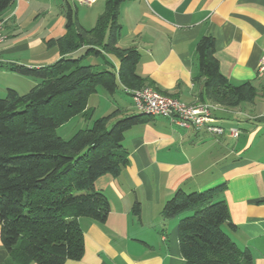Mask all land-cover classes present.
Listing matches in <instances>:
<instances>
[{"label": "crops", "instance_id": "0c3cea01", "mask_svg": "<svg viewBox=\"0 0 264 264\" xmlns=\"http://www.w3.org/2000/svg\"><path fill=\"white\" fill-rule=\"evenodd\" d=\"M98 2L89 5L96 11L93 26L105 7L96 6ZM41 14L31 0H15L0 15L8 36L0 45V92L16 88L8 79L22 77L8 65L40 67L61 57L46 41L67 32L66 17ZM119 21V46L135 47L140 53L137 73L153 83L149 86L182 102L212 103L202 98V83L195 81L196 44L203 36L214 37L221 72L233 84L264 81L258 74L264 55V0H125ZM95 64L108 67L101 60ZM26 79L28 86L37 83ZM129 95L132 107L119 109L137 112ZM111 105L108 108H115ZM215 106L213 124L225 129L222 135L162 116L125 132L128 165L119 176L107 174L95 182L110 202L108 218L102 223L78 219L84 254L64 264H186L177 228L184 213L164 219L163 207L178 188L191 192L222 183L226 188L220 197L237 227L226 231L240 248L251 251L254 264H264V99L236 108ZM88 107L95 116L96 108L89 103ZM232 128L239 131L237 137L229 133ZM135 201L141 204L140 215L133 213ZM8 255L0 226V264Z\"/></svg>", "mask_w": 264, "mask_h": 264}, {"label": "trees", "instance_id": "16d2710c", "mask_svg": "<svg viewBox=\"0 0 264 264\" xmlns=\"http://www.w3.org/2000/svg\"><path fill=\"white\" fill-rule=\"evenodd\" d=\"M124 1L105 0L104 11L89 29L66 3L67 32L46 41L61 57L40 67L8 65L37 83L24 94L7 88L5 97H0V226L9 253L3 264L79 260L84 254V232L78 219L102 223L108 218L110 202L95 182L103 175L121 174L129 163L125 132L152 116L135 112L118 118L124 112L117 108L68 139L57 129L78 115L93 118L88 103L98 87L113 95L118 88L153 85L137 73L139 51L119 46ZM14 3L0 0V15ZM87 56L102 58L108 67L84 64ZM196 56L195 81L202 83L203 99L226 108L264 99V81L235 85L221 72L214 37L199 39ZM225 188V183L191 192L178 188L165 203L164 219L192 211L179 219L177 227L186 264H254L251 251L240 248L226 231L237 227L220 197ZM132 210L140 215L139 201Z\"/></svg>", "mask_w": 264, "mask_h": 264}, {"label": "rangeland", "instance_id": "374dc122", "mask_svg": "<svg viewBox=\"0 0 264 264\" xmlns=\"http://www.w3.org/2000/svg\"><path fill=\"white\" fill-rule=\"evenodd\" d=\"M66 3H69L73 7V9L77 11L78 20L85 26V28L89 29L93 26L92 17L94 13H96V11L90 9L89 5L80 4L78 0H31V4L33 6L38 7L41 9V11H43L41 17H43L47 12V17H65L63 10H65ZM96 6H105V0H99ZM41 19L42 18H40L39 21ZM99 60L103 61V59L100 57L87 56L84 59L83 63L95 64ZM21 76L22 77L14 76L7 81L8 83L16 85V88L14 86L11 88L16 89L20 94H24L28 92L32 87L28 86L26 83V78L31 77H25L23 75ZM31 79L34 80L33 78ZM5 95L6 94L4 92H0V97H5ZM89 104L96 108L95 116H93L92 120L91 118L86 120L82 115H78L57 129L59 135H61L65 139H68L79 129L90 127L95 117H101L102 115L110 113L113 109L121 108L124 106L132 107V99L131 96L122 88H118L113 95H110L102 87H98V92L92 94ZM111 104H114L115 108H108L109 106H112ZM128 111L129 112L123 113L118 118L135 114V110L133 108H130V110ZM191 214L192 211L185 212L184 216H189Z\"/></svg>", "mask_w": 264, "mask_h": 264}, {"label": "built area", "instance_id": "2783aa9c", "mask_svg": "<svg viewBox=\"0 0 264 264\" xmlns=\"http://www.w3.org/2000/svg\"><path fill=\"white\" fill-rule=\"evenodd\" d=\"M96 0H78L80 4L90 5ZM4 30V21H0V45L7 40ZM258 74L264 75V55L260 59ZM134 100L135 109L138 113L151 116H162L170 118L182 126H192L196 129H206L210 133L222 135L225 129L222 126L213 124L212 112L216 108L215 104L198 102L187 104L172 96L164 95L152 86L146 85L138 89L128 90ZM229 133L237 137L239 131L230 129Z\"/></svg>", "mask_w": 264, "mask_h": 264}]
</instances>
